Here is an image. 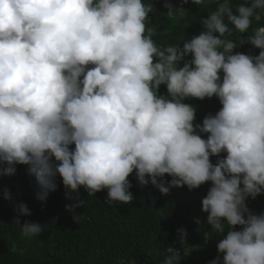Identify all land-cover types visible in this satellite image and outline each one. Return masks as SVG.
<instances>
[{"label": "clouds", "instance_id": "9594fccd", "mask_svg": "<svg viewBox=\"0 0 264 264\" xmlns=\"http://www.w3.org/2000/svg\"><path fill=\"white\" fill-rule=\"evenodd\" d=\"M164 6L173 23L188 16L183 5ZM153 7L145 0H0V176L27 165L36 198L46 202L58 173L66 196L107 189L110 205L133 202L134 172L162 194L166 183L193 190L210 181L202 211L214 233L228 231L217 245L223 261L209 264H264V212L246 203L264 194V0H216L200 19L205 30L182 47L153 39ZM250 28L240 45L227 38ZM243 44L259 55L234 51ZM214 96L222 107L194 125L197 109L184 101ZM3 196L13 199L8 188ZM16 211L24 238L42 233L39 222L21 225L19 217L31 215L25 203ZM179 231L183 241L188 233ZM181 259L168 247L162 264Z\"/></svg>", "mask_w": 264, "mask_h": 264}, {"label": "trees", "instance_id": "16d2710c", "mask_svg": "<svg viewBox=\"0 0 264 264\" xmlns=\"http://www.w3.org/2000/svg\"><path fill=\"white\" fill-rule=\"evenodd\" d=\"M153 3V12L149 14L148 26L154 27L153 39L158 45L177 44L190 40L204 31L200 19L215 10L216 0H205L196 5L192 0H145ZM171 3L175 7L183 5L189 10L185 20L173 23L168 20L169 11L164 5ZM244 0H232L233 4ZM264 24V21H262ZM255 22L252 27H257ZM229 27H232L229 25ZM235 30L228 39L240 45L241 39L251 35ZM166 33V34H165ZM234 51L248 55H259L260 49L250 44H243ZM191 54L185 57L190 60ZM181 61L179 67H183ZM91 67V66H90ZM223 73H221V77ZM160 94L167 95L165 85H161ZM185 103L196 107L195 124H202L208 114H213L222 107L217 97L187 98ZM207 139L208 134L202 133ZM72 149L75 145L70 146ZM220 157L212 156L215 164ZM54 161V157H53ZM55 162V161H54ZM27 165H16L12 176H0V264H162L168 247H181V264H209L217 256L223 261L217 245L225 233L217 234L207 224V213L202 211V199L206 197L212 183L206 182L199 188L189 190L184 187H170L168 194L149 183L140 185L135 172L129 176L134 196L131 204L115 202L108 204L107 189L88 196L84 187L79 192L66 196L62 177L57 173V189L51 192L46 202L36 198L39 190L34 175L27 171ZM165 174L163 180L171 181ZM243 187V185H241ZM8 188L13 196L11 201L4 199L3 189ZM79 200L84 204L69 210L66 206L77 205ZM25 203L31 211L30 216H20L21 225L25 221L39 222L43 231L31 240L21 235V228L15 225L17 218L16 205ZM249 209L259 214L264 212V194L246 201ZM80 216L81 220L73 219ZM199 219L202 223L197 224ZM180 229L188 235L181 239ZM242 230V226H235ZM210 239H206L205 235ZM189 246L188 249L182 247ZM15 247L16 251L11 249Z\"/></svg>", "mask_w": 264, "mask_h": 264}, {"label": "rangeland", "instance_id": "374dc122", "mask_svg": "<svg viewBox=\"0 0 264 264\" xmlns=\"http://www.w3.org/2000/svg\"><path fill=\"white\" fill-rule=\"evenodd\" d=\"M205 238L206 239H210V237H208V235H207V237H206V235H205ZM188 245L187 246H184V247H182V248H184V249H188ZM175 249H178L179 251H180V249H181V247H175Z\"/></svg>", "mask_w": 264, "mask_h": 264}]
</instances>
